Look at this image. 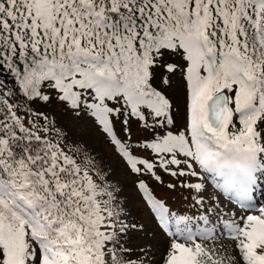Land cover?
Listing matches in <instances>:
<instances>
[{"label":"snow or ice","instance_id":"6c2138e0","mask_svg":"<svg viewBox=\"0 0 264 264\" xmlns=\"http://www.w3.org/2000/svg\"><path fill=\"white\" fill-rule=\"evenodd\" d=\"M5 73L0 264H264V0H0Z\"/></svg>","mask_w":264,"mask_h":264},{"label":"rangeland","instance_id":"374dc122","mask_svg":"<svg viewBox=\"0 0 264 264\" xmlns=\"http://www.w3.org/2000/svg\"><path fill=\"white\" fill-rule=\"evenodd\" d=\"M34 107H36L37 110H43L40 108L39 105H34ZM48 111L55 112V113L59 114L60 109L59 108L48 109ZM57 119L58 120L60 119L59 115H57ZM83 129H84V123L81 122L79 130L83 131ZM78 134H79V132L77 133V135ZM133 139H135V136L133 137ZM119 178L122 181L124 180V177L122 175L119 176ZM199 179L204 181L206 186H207V192L205 193V196H213L215 198L216 194L213 192V189H210L208 187V184H207L206 180L204 179V177L201 176ZM164 180L167 183V182L171 181V178L164 175ZM128 183L130 184L131 181H128ZM153 187H154V190L156 192V195L158 197H160L161 199L165 200L166 202H168L169 206L171 208H173V209L180 208L182 210L184 209V205L176 193H171L166 188L161 187V186L154 185ZM258 193H259V199H260L259 202H263L264 201V189L260 188L258 190ZM142 203L143 202L129 188V190H128V205H127V211L129 213V215L127 217V220L130 223H143L145 225V232L155 233L156 239L159 240L160 239L159 230L154 226V223L149 218V214H148L146 208L143 206L144 204H142ZM219 203H220V208L224 213L240 215V213L238 211H236L234 208H231L225 201L219 200ZM146 242L155 243V241H152L151 236H149L148 240L146 241L144 239L143 233H137L135 231H132L129 233V237H128V246L129 247L135 248L137 245L143 244ZM217 243H220V242H217ZM206 246L211 249L212 243L206 242Z\"/></svg>","mask_w":264,"mask_h":264},{"label":"trees","instance_id":"16d2710c","mask_svg":"<svg viewBox=\"0 0 264 264\" xmlns=\"http://www.w3.org/2000/svg\"><path fill=\"white\" fill-rule=\"evenodd\" d=\"M7 78H8V74H6V73L3 75H0V79H4L7 81ZM7 83H8V81H7Z\"/></svg>","mask_w":264,"mask_h":264},{"label":"bare ground","instance_id":"6f19581e","mask_svg":"<svg viewBox=\"0 0 264 264\" xmlns=\"http://www.w3.org/2000/svg\"><path fill=\"white\" fill-rule=\"evenodd\" d=\"M261 203H264V201H263V202H261Z\"/></svg>","mask_w":264,"mask_h":264}]
</instances>
